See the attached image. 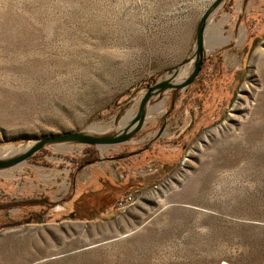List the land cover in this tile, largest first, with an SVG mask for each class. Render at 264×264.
<instances>
[{
	"label": "rangeland",
	"instance_id": "obj_1",
	"mask_svg": "<svg viewBox=\"0 0 264 264\" xmlns=\"http://www.w3.org/2000/svg\"><path fill=\"white\" fill-rule=\"evenodd\" d=\"M212 1L0 0V159L43 135H117L148 87L190 74ZM210 14L197 76L152 95L127 141L49 143L0 168V204L50 202L0 228V264H264V0ZM104 185L130 199L72 218Z\"/></svg>",
	"mask_w": 264,
	"mask_h": 264
},
{
	"label": "water",
	"instance_id": "obj_2",
	"mask_svg": "<svg viewBox=\"0 0 264 264\" xmlns=\"http://www.w3.org/2000/svg\"><path fill=\"white\" fill-rule=\"evenodd\" d=\"M221 1L223 0H213L209 7L203 12L201 15L195 33V47H194V67L187 77L179 82V83H172L171 80L175 75V72L171 73L169 76L165 77L162 81L154 83L152 86L148 87L144 95L139 101L137 112L135 113L134 117L131 121L126 124L122 130L114 136H92L88 134H84L81 132H67L58 135H43L36 138L32 143L26 145L23 149L19 151L16 156L7 158V159H0V168H5L8 166H12L14 164L20 163L23 160L30 157L33 153L38 151L44 145L49 143H56V142H76L79 144L85 145H118L129 138L137 132L143 123L144 120V107L148 99L154 95L158 94L166 89H179L187 86L190 84L194 78L197 76L200 66L203 61V40H204V27L206 20L211 13L212 9L215 8ZM188 59L184 60L181 64L186 62Z\"/></svg>",
	"mask_w": 264,
	"mask_h": 264
},
{
	"label": "trees",
	"instance_id": "obj_3",
	"mask_svg": "<svg viewBox=\"0 0 264 264\" xmlns=\"http://www.w3.org/2000/svg\"><path fill=\"white\" fill-rule=\"evenodd\" d=\"M92 148V145L88 146ZM87 155H93V151L87 153ZM95 157H88L85 159L84 164L92 163L96 161ZM83 163L79 164L81 166ZM105 185L99 189H93L90 191H86L75 202V206L72 210V218L78 220H94L99 217V214L105 215L108 210V207L114 208L116 210L117 202L128 196V194L118 195L113 202L111 203V199L108 196L109 192H104ZM104 197V198H103ZM110 203L112 205H110ZM50 202L46 199L34 198V199H26L23 201H9L0 204V213L2 211H7L11 208H18L22 211L17 219H8L5 223H0V228L2 227H14L21 224H27L33 222L35 218L41 217L38 212L25 210L24 208H30L32 206H40L41 208L49 207Z\"/></svg>",
	"mask_w": 264,
	"mask_h": 264
},
{
	"label": "bare ground",
	"instance_id": "obj_4",
	"mask_svg": "<svg viewBox=\"0 0 264 264\" xmlns=\"http://www.w3.org/2000/svg\"><path fill=\"white\" fill-rule=\"evenodd\" d=\"M209 15H211V14H209ZM209 17V16H208ZM208 19V18H207ZM175 72V75H174V77L177 75L178 77H180L181 76V74H185L186 73V71H184V70H182V69H177V70H175L174 71ZM170 74H168L167 76H169ZM187 75V74H186ZM176 76V77H177ZM173 77V78H174ZM173 78H172V81H173ZM176 81V80H175ZM177 81H179V82H181L182 81V78H180L179 80H177ZM179 82H177V83H179ZM127 120H123V124L121 125V127L120 128H122L123 127V125L125 124V122H126ZM8 148H10V147H8ZM120 204V203H119ZM222 264H225V263H222ZM228 264V263H227Z\"/></svg>",
	"mask_w": 264,
	"mask_h": 264
},
{
	"label": "built area",
	"instance_id": "obj_5",
	"mask_svg": "<svg viewBox=\"0 0 264 264\" xmlns=\"http://www.w3.org/2000/svg\"><path fill=\"white\" fill-rule=\"evenodd\" d=\"M130 199V196H126L125 198H123L122 200H129ZM120 202V201H118ZM118 202H117V205H118Z\"/></svg>",
	"mask_w": 264,
	"mask_h": 264
}]
</instances>
